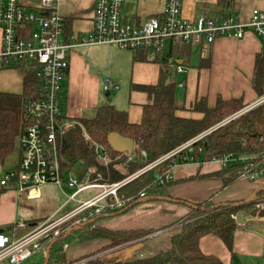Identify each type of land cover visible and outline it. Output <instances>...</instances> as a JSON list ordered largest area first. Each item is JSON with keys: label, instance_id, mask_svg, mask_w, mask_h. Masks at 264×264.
Returning <instances> with one entry per match:
<instances>
[{"label": "crops", "instance_id": "obj_1", "mask_svg": "<svg viewBox=\"0 0 264 264\" xmlns=\"http://www.w3.org/2000/svg\"><path fill=\"white\" fill-rule=\"evenodd\" d=\"M93 5L94 0H56V10L65 18L64 34L67 39L72 35H86L91 30ZM162 9L163 3L159 0H124L121 13L126 21L137 26L148 17L160 14ZM256 9L264 11V0H182L181 14L188 20L198 16L214 18L218 14H233L247 21ZM167 53L175 57L176 63L182 67L181 72L170 69L167 74V80L175 84V101L182 107L176 112L179 117L200 118L191 112L194 103L200 99H205L208 108H213L218 99H240L246 106L255 105L263 99L258 98L253 90L252 81L255 64L259 59L264 60V52L260 39L248 30L242 39H216L203 55L198 47L184 44L168 47ZM135 55L136 52L105 44L70 50L68 71L62 88L63 119L73 122L92 118L99 105L107 104L126 112L129 123H138L143 106L150 103L151 99L145 92L134 90L131 86L157 85L162 58L140 51L136 56L144 60L134 61ZM25 75L22 70L0 69V93L21 94ZM105 83L109 85L108 96H105ZM114 92L118 93L112 97ZM221 169L217 162L177 165L172 169V184L166 189L172 201L138 202L118 215L101 216L102 219L97 220L94 227L109 231L158 230L190 214L188 205L175 201L188 204L208 201L218 206L246 201L254 191L264 189V175L255 180L239 178L224 186L221 179L212 176ZM198 176L200 178H195ZM49 186L24 191L12 186L4 190L0 187V230L5 234L21 236L36 226L27 204L40 198L41 188ZM29 190L34 192L29 193ZM64 204L62 207L67 205ZM62 207L52 208L43 219L56 217ZM234 220L237 229L231 249L219 238L207 235L199 241L200 251L205 256L216 258L221 264H263L264 214L250 215L247 210H240L234 215ZM20 222L25 224V228L18 226ZM168 231L170 228L157 233L152 239L120 250L119 257L126 260L152 256L154 247H147L146 244L164 235L169 236L171 233ZM90 243L94 244V250L109 244L103 239H94Z\"/></svg>", "mask_w": 264, "mask_h": 264}, {"label": "built area", "instance_id": "obj_2", "mask_svg": "<svg viewBox=\"0 0 264 264\" xmlns=\"http://www.w3.org/2000/svg\"><path fill=\"white\" fill-rule=\"evenodd\" d=\"M159 1L163 3L162 12L148 17L136 26L122 16L124 0H94L91 30L86 35H72L67 39L64 34L65 18L57 12L56 0H36L26 7L21 5L20 0H0V69L32 73L39 86L38 95L26 100L23 105L27 125L19 140L21 158L14 169L6 172L0 179V187L12 186L18 191L47 185L60 189L66 187L73 193L67 196L65 204H76L65 215L56 219L47 218L21 236L0 233V263L6 260L7 264H27L38 253L46 257L45 244L58 237L59 227L67 219L83 213L77 222L84 223L102 213L123 208L131 199L120 197L118 190L143 172L155 169L174 157L175 161L163 172L155 170L152 174L155 186L163 187L171 182L172 169L178 165L179 153L194 141L185 143L138 173L116 183L104 182L95 166L86 168L84 172L82 168L78 175H74L73 170L61 171L56 140L70 124L63 119L61 113L62 88L68 71L70 50L80 46L105 44L121 50L143 51L161 57V62L175 72H181L182 67L176 63L175 57L167 53L168 47L176 44L198 47L203 55L216 39H242L248 30L260 39L264 52L262 10H253L247 21H242L233 14H218L214 18L198 16L188 20L181 14L182 0ZM104 91H109L108 83H105ZM93 152L97 166L108 169L111 159L106 148L94 144ZM122 155L125 156V164L133 160L132 153ZM141 156L146 158L145 152H141ZM183 159L192 161L190 156H184ZM203 162H217L221 167L244 165L241 178L248 180L264 175V158L256 170H252V159L231 155L218 159L206 157ZM89 191L96 193L77 199L80 194ZM137 197L143 199L145 192H139ZM18 226L25 228L23 222ZM44 238L47 241L41 244L40 241Z\"/></svg>", "mask_w": 264, "mask_h": 264}, {"label": "trees", "instance_id": "obj_3", "mask_svg": "<svg viewBox=\"0 0 264 264\" xmlns=\"http://www.w3.org/2000/svg\"><path fill=\"white\" fill-rule=\"evenodd\" d=\"M138 52L140 51H136V55ZM136 55L133 58L134 61L144 60ZM262 56L264 57V54ZM160 65L162 70L157 85L131 86L134 90L145 92L151 99L150 103L143 106L138 123H129L126 112L118 111L107 104L99 105L92 118L68 121L70 124L63 129L56 140L61 171H71L77 163L83 165L82 172L90 166H95L104 182L116 183L138 173L147 165L193 140L191 146L179 153L178 165L189 162L201 164L206 157L218 159L232 155L247 160L252 159V170L259 168L264 158V60L259 59L256 62L252 81V88L258 98H263L259 103L246 106L240 99L227 101L218 99L213 108H208L205 99H200L191 108V112L198 114L200 118H182L176 115L182 107L178 106L174 98L175 84L167 80V74L171 68L164 62H160ZM38 92L39 86L35 76L32 73H26L24 90L21 94L0 93V164H5L12 155L15 156L14 166L18 164L21 158L19 140L27 125L23 105L26 100L36 97ZM110 133H117L122 138L132 140L133 160L130 163L125 164V156L116 154L109 148L107 136ZM94 144H100L106 148L111 159L108 169L97 166L93 152ZM141 152H145L146 158L141 156ZM184 156H190L192 161H184ZM172 161H175L174 157L164 161L155 169L143 172L122 186L118 194L124 199L130 198V203L121 209L102 213L96 216L97 219L104 214L118 215L136 205L140 201L137 195L141 191L145 192V197H168L166 189L172 181L163 187L155 186L152 182V174L155 170L163 172ZM243 166L235 164L222 167L212 176L221 179L224 186H228L241 178ZM8 187L2 188L4 190ZM258 200H264V189L254 191L250 202L242 201L215 206L208 201L201 204L175 201L190 205V214L158 230L109 231L94 227L95 221L65 235L68 230L75 227L74 221L81 218L76 216L59 227L60 233L50 247L47 264H66L64 247L71 240L69 235L73 234H76L78 244L103 239L109 242L104 249L115 250L110 256L94 258L84 256L81 258L84 260L81 264H221L216 258L202 254L199 248L200 239L213 235L231 249L233 235L237 229L234 215L240 210H247L250 215H256L258 212L253 208ZM262 214L264 211H260L257 215ZM171 227L174 230L169 234L166 246L152 256L126 260L119 257L120 250L137 242L152 239L157 233ZM48 244H45L46 247ZM98 252L100 251L96 254ZM44 262L45 257L38 253L27 264H44Z\"/></svg>", "mask_w": 264, "mask_h": 264}, {"label": "rangeland", "instance_id": "obj_4", "mask_svg": "<svg viewBox=\"0 0 264 264\" xmlns=\"http://www.w3.org/2000/svg\"><path fill=\"white\" fill-rule=\"evenodd\" d=\"M36 0H20L21 5L25 6L26 5H32L33 3H35ZM149 55H152L151 53H149ZM113 85L111 84V87ZM113 90V89H112ZM118 92H114L113 96L114 97ZM248 107H246L247 109ZM225 122V121H224ZM223 122V123H224ZM206 133V132H204ZM203 134V133H202ZM230 156V155H227ZM232 156V155H231ZM224 157V156H223ZM222 158V157H221ZM15 165V156L12 155L7 159V162L5 164H0V179L6 174V172H8L9 170H13ZM83 168V165L81 163H77L74 167H73V174L77 175L78 173L81 172ZM29 193L34 192L33 190H29ZM73 192L64 187L62 189L56 187V186H49V187H44L41 188L40 190V198H35L34 200L30 201L27 205L30 208V211L32 213V216L34 217V223L36 225L40 224L44 219L45 216H48L50 213V210L52 208H60L63 206V204L65 203L67 196L72 194ZM96 191H89V192H84L82 194H80L78 196L77 199H83L86 198L87 196H91L92 194H95ZM256 205H259V207H257ZM256 205L254 206L253 209L256 210V212H260V211H264V200H258V202H256ZM76 206V204L74 203H68L67 205H65L64 207L61 208L60 212L57 214V216L54 218L56 219L58 216L63 215L65 213H67L68 211L72 210L74 207ZM257 213V214H258ZM78 216H83V213L81 214H77ZM73 218L76 217H72L66 220L70 221ZM102 219V218H100ZM99 219V220H100ZM19 220V219H18ZM80 219L74 221V225L79 226L82 223H78L77 221H79ZM74 228V227H73ZM63 230V229H62ZM174 228L171 227L170 231H168L169 233H173ZM60 231V230H59ZM70 234V233H68ZM66 235V234H65ZM76 234L73 235H69V244L66 245L64 247V253L66 255V264H81L84 262L83 259H81L82 257H101V256H105V255H113L112 251L114 249H104V247H102L99 250H94V244L90 243L91 241H87L84 243H77V238H75ZM170 236L164 235L162 238L149 242L148 244H146L147 247L152 246L153 245V249L151 250V252L155 253L158 250H160L161 248H164L166 246V243L168 241V238ZM73 238V240H72ZM87 243V244H85ZM97 251H100L96 254ZM115 251V250H114ZM0 264H7L6 260H3L2 263Z\"/></svg>", "mask_w": 264, "mask_h": 264}, {"label": "water", "instance_id": "obj_5", "mask_svg": "<svg viewBox=\"0 0 264 264\" xmlns=\"http://www.w3.org/2000/svg\"><path fill=\"white\" fill-rule=\"evenodd\" d=\"M109 92L105 93V96H108ZM107 144L109 146V148L116 154H131L133 151V142L131 139L128 138H122L120 135H118L117 133H110L107 136ZM253 197V193L248 197V199H246L245 202H250L252 200ZM149 200H164V201H172V199L168 198V197H144L143 199H140V202H147ZM190 206V205H189ZM128 209V208H127ZM103 217H108L111 215L108 214H104L102 215ZM96 218L90 219L82 224H80L79 226L74 227L73 229L68 230L67 232L71 233L73 231L79 230L81 228H83L84 226L88 225V224H92L95 221L99 220ZM0 233H3V230H0ZM47 241V238H44L40 241L41 244H45ZM53 243V240L49 242V244L46 247V257H45V262L44 264H47V260H48V253L50 251V247Z\"/></svg>", "mask_w": 264, "mask_h": 264}]
</instances>
